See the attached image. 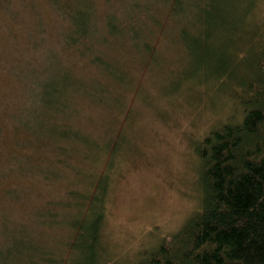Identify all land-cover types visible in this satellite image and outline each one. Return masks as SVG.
<instances>
[{
	"label": "rangeland",
	"instance_id": "374dc122",
	"mask_svg": "<svg viewBox=\"0 0 264 264\" xmlns=\"http://www.w3.org/2000/svg\"><path fill=\"white\" fill-rule=\"evenodd\" d=\"M58 1L0 0V264H48L49 252L74 257L66 250L78 220L72 203L106 170L104 259L134 264L201 208L196 147L243 116L246 63L264 47V0L206 40L230 55L225 77L197 67L165 10L166 31L153 36L151 51L143 39L102 43L107 16L124 24L139 0H90L97 38L89 43L116 63L122 80L88 51L67 47L71 22ZM51 97H61L58 110L45 109ZM114 137L122 146L111 157L106 145Z\"/></svg>",
	"mask_w": 264,
	"mask_h": 264
},
{
	"label": "trees",
	"instance_id": "16d2710c",
	"mask_svg": "<svg viewBox=\"0 0 264 264\" xmlns=\"http://www.w3.org/2000/svg\"><path fill=\"white\" fill-rule=\"evenodd\" d=\"M58 2L59 9L71 22V31L66 37L67 47L81 54L88 51L89 58L100 70L122 80L123 75L116 63L89 43V40L97 38L90 0ZM255 2L139 0L129 8L132 20L120 24L114 16H107V35H103L101 42H109L111 36L117 40L143 39L146 41L144 49L151 51L155 44L151 42L153 36L165 33V19L169 16L178 26L180 24L181 36L192 42L188 43L199 61L197 67L205 64L213 75L225 77L226 72L229 73L227 59L230 55L209 48L205 42L214 37L213 28L218 29L238 18L246 19ZM138 12L141 15L136 17ZM155 26L161 27L157 34L153 31ZM246 64L248 79L242 80L245 88L240 97L244 105L242 118L223 123L196 147L201 159L200 210L181 230L164 237L154 249L141 250L134 264H264V47L258 49L256 59L250 58ZM60 98H49L44 103L45 109L58 110ZM120 137L111 138L106 145L111 157L119 153L122 146ZM107 179L106 170L101 179L98 176L92 192H80L72 203L78 220L74 222L76 233L66 243V250L68 253L70 245L76 251L75 256L49 252L46 255L48 264H107L101 243ZM8 242H11V237ZM30 254L31 259L38 258L36 251Z\"/></svg>",
	"mask_w": 264,
	"mask_h": 264
}]
</instances>
